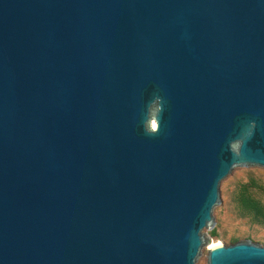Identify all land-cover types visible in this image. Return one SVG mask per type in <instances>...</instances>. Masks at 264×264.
Wrapping results in <instances>:
<instances>
[{"label":"water","instance_id":"95a60500","mask_svg":"<svg viewBox=\"0 0 264 264\" xmlns=\"http://www.w3.org/2000/svg\"><path fill=\"white\" fill-rule=\"evenodd\" d=\"M260 171L264 0H0V264H264Z\"/></svg>","mask_w":264,"mask_h":264},{"label":"rangeland","instance_id":"374dc122","mask_svg":"<svg viewBox=\"0 0 264 264\" xmlns=\"http://www.w3.org/2000/svg\"><path fill=\"white\" fill-rule=\"evenodd\" d=\"M219 232L209 245L249 241L264 246V171L239 173L225 184V205L217 217Z\"/></svg>","mask_w":264,"mask_h":264},{"label":"bare ground","instance_id":"6f19581e","mask_svg":"<svg viewBox=\"0 0 264 264\" xmlns=\"http://www.w3.org/2000/svg\"><path fill=\"white\" fill-rule=\"evenodd\" d=\"M217 246H219V244H212V245H210L211 248H215Z\"/></svg>","mask_w":264,"mask_h":264}]
</instances>
